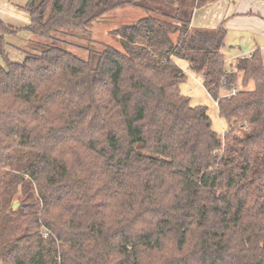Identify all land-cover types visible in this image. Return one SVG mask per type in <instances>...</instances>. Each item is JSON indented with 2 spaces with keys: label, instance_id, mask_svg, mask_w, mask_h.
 <instances>
[{
  "label": "trees",
  "instance_id": "16d2710c",
  "mask_svg": "<svg viewBox=\"0 0 264 264\" xmlns=\"http://www.w3.org/2000/svg\"><path fill=\"white\" fill-rule=\"evenodd\" d=\"M217 1L29 0L28 26L0 20V264H264V62L228 63L226 20L192 26ZM126 6L146 16L111 32L121 49L94 39Z\"/></svg>",
  "mask_w": 264,
  "mask_h": 264
},
{
  "label": "crops",
  "instance_id": "0c3cea01",
  "mask_svg": "<svg viewBox=\"0 0 264 264\" xmlns=\"http://www.w3.org/2000/svg\"><path fill=\"white\" fill-rule=\"evenodd\" d=\"M28 1L25 0V4H22L23 6L20 8L18 0H0V20L11 30L28 26L31 22L29 14L24 25L19 22V19L13 17L15 11L24 9ZM224 22L227 31L245 32L249 35L246 46L242 44L239 47V52L235 51V55L233 54V58L226 57L228 63L238 58L248 57L258 49H260L264 62V0H219L207 4L195 10L192 26L194 28L216 29ZM21 33L17 36H7L9 46L12 45L11 41L15 42L16 46L14 48L19 50L29 40L30 35L28 33L24 32V35ZM17 40L20 42H17ZM7 52L10 57L8 49ZM23 57V55H17L16 59L19 61L22 59L23 61Z\"/></svg>",
  "mask_w": 264,
  "mask_h": 264
},
{
  "label": "rangeland",
  "instance_id": "374dc122",
  "mask_svg": "<svg viewBox=\"0 0 264 264\" xmlns=\"http://www.w3.org/2000/svg\"><path fill=\"white\" fill-rule=\"evenodd\" d=\"M24 1L25 0H18L20 8H22V6L25 4ZM19 7L17 8L19 9ZM18 11H15L13 17H16L17 19H19V22L22 25L26 24L28 13L26 12L25 7L24 9H20ZM145 16H146V13L142 9L135 8V7H129V6L122 7L108 14L106 17L101 19L94 26L92 30L93 38L104 44L113 46L117 49H121L118 42L111 35V32L119 28L123 24L135 23L138 20L144 18ZM21 34L24 35V32H22ZM227 37L228 38L226 41V47L224 48L223 53L225 54L226 57L233 58V54L235 55V51L239 52V47H241L242 44L246 46L247 37H249V35L245 32L236 33L234 31H228ZM18 41L19 40H17V42ZM73 43L83 44V42L76 41V40H73ZM11 44L12 45L10 46L8 45L7 47L10 53L11 60L16 61V62H22V59L21 61H19L16 59V56L17 55L24 56V54L20 50L14 48V46H16L15 42L11 41ZM69 49L75 52L76 54H78L79 56L86 58V54L83 51L73 48L72 45H69ZM23 58L25 59V56ZM178 63L180 67L187 74V80L181 87L182 93L184 95L189 96L192 99L193 106H206L209 109V115L213 122V128L219 134L220 137H223L227 129V123L223 118H221L217 106L215 105L214 101L212 100V98L209 96V94L205 90L202 78L198 77L196 74H194L189 69L187 62L179 61ZM0 66H6L5 60L2 58L0 59ZM252 88H253V84H250L248 89H252ZM15 203H19V202L14 201L13 204Z\"/></svg>",
  "mask_w": 264,
  "mask_h": 264
},
{
  "label": "water",
  "instance_id": "95a60500",
  "mask_svg": "<svg viewBox=\"0 0 264 264\" xmlns=\"http://www.w3.org/2000/svg\"><path fill=\"white\" fill-rule=\"evenodd\" d=\"M19 207V203H15V204H13V208L14 209H16V208H18Z\"/></svg>",
  "mask_w": 264,
  "mask_h": 264
}]
</instances>
